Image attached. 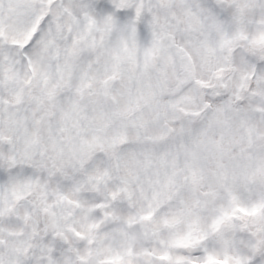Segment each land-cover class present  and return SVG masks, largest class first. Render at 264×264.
Instances as JSON below:
<instances>
[{
    "label": "snow or ice",
    "instance_id": "6c2138e0",
    "mask_svg": "<svg viewBox=\"0 0 264 264\" xmlns=\"http://www.w3.org/2000/svg\"><path fill=\"white\" fill-rule=\"evenodd\" d=\"M0 264H264V0H0Z\"/></svg>",
    "mask_w": 264,
    "mask_h": 264
}]
</instances>
